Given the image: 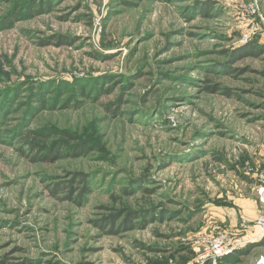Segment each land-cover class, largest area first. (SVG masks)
I'll return each instance as SVG.
<instances>
[{"label": "rangeland", "instance_id": "1", "mask_svg": "<svg viewBox=\"0 0 264 264\" xmlns=\"http://www.w3.org/2000/svg\"><path fill=\"white\" fill-rule=\"evenodd\" d=\"M263 186L264 0H0V264H216Z\"/></svg>", "mask_w": 264, "mask_h": 264}, {"label": "built area", "instance_id": "2", "mask_svg": "<svg viewBox=\"0 0 264 264\" xmlns=\"http://www.w3.org/2000/svg\"><path fill=\"white\" fill-rule=\"evenodd\" d=\"M253 11L256 12V9H253ZM259 193L260 201L264 205V186L259 190ZM252 227L246 233L223 231L211 237L204 238L203 243L205 249L202 251L197 263H202L207 259L216 261L217 259L233 254L239 248H243L261 239L264 236V212L258 214L257 220Z\"/></svg>", "mask_w": 264, "mask_h": 264}, {"label": "trees", "instance_id": "3", "mask_svg": "<svg viewBox=\"0 0 264 264\" xmlns=\"http://www.w3.org/2000/svg\"><path fill=\"white\" fill-rule=\"evenodd\" d=\"M260 52H262V47H260V46H257V45H255V44H252V45H249V47L247 48V50H246V52H244V53H242V54H237L238 55V57H240V56H242V57H244V56H255V55H258ZM212 92H216L217 90H218V88H216V87H211V89H210ZM50 158V157H49ZM56 190H59V188L58 189H56ZM82 196V195H81ZM80 196V197H81ZM138 217V216H137ZM136 218V217H135ZM132 219V218H131ZM114 220H112L111 221V223L113 224L114 222H113ZM105 225H107V223H103V226H105ZM113 232H117L116 230H113ZM250 247H251V245H250ZM242 253V252H244V250L243 249H239V250H236L233 254H231V255H229V256H225V257H223L222 259L220 258L219 260H221V262L218 260V262L216 263V264H229V261L231 262L232 261V256L233 255H236V253ZM210 262H205L204 264H209Z\"/></svg>", "mask_w": 264, "mask_h": 264}, {"label": "crops", "instance_id": "4", "mask_svg": "<svg viewBox=\"0 0 264 264\" xmlns=\"http://www.w3.org/2000/svg\"><path fill=\"white\" fill-rule=\"evenodd\" d=\"M257 212L259 213L258 205L254 201L249 200L244 203V214H247L248 218H254Z\"/></svg>", "mask_w": 264, "mask_h": 264}]
</instances>
